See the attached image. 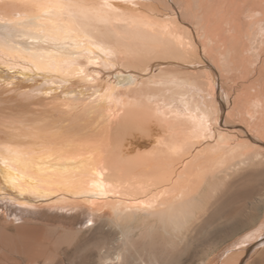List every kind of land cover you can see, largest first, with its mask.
I'll list each match as a JSON object with an SVG mask.
<instances>
[{"label":"bare ground","instance_id":"bare-ground-1","mask_svg":"<svg viewBox=\"0 0 264 264\" xmlns=\"http://www.w3.org/2000/svg\"><path fill=\"white\" fill-rule=\"evenodd\" d=\"M238 2L246 34L218 0H0V201L69 225L100 213L90 264L242 262L216 197L264 161L263 126L237 119L263 118V83L233 107L229 90L262 58L264 0Z\"/></svg>","mask_w":264,"mask_h":264},{"label":"rangeland","instance_id":"rangeland-1","mask_svg":"<svg viewBox=\"0 0 264 264\" xmlns=\"http://www.w3.org/2000/svg\"><path fill=\"white\" fill-rule=\"evenodd\" d=\"M238 1L239 0H218V2L220 3L216 5L213 4V11L215 13H225V20L227 21V24L229 22L228 28L233 25L234 27H236V29L238 28V30H242V34H246L248 19L245 18L246 12H238L237 10H235L238 6ZM261 57L262 58L258 62V66L256 65V68L253 67L249 69V72L251 71L252 73H235V87L233 88L232 86H229V88H231L229 90L232 92L230 98L231 107L236 105V102L237 104L239 103L238 105H240L245 101L244 95V98L242 96V98L239 97V99L237 98V96H239V94H245L246 90L247 92L250 91L249 93L253 94L256 92V88H259L258 85H261L262 83L264 89V51ZM261 96L263 105H259V108L262 110L263 108H261V106H264V90H262ZM243 112V118L238 117L237 119H242L243 121H245L246 123L241 121L245 126L252 123L248 125V127L250 126V128H252L253 126L254 128V126L261 124L264 128V109L261 113V115L263 114V118L261 116V120L258 118L251 119L250 117H248V114L245 113V109L243 110ZM246 117L249 118V123L244 119ZM256 119L260 121H257ZM240 120H237V122H240ZM262 140L264 141V138H262ZM258 149L264 153V147H258ZM257 165L260 167L259 170L257 168ZM251 166L252 164L248 165L247 167L245 166V169L243 167L242 170H245L244 172L241 170L237 172L234 176V183L229 185L227 187L228 189L226 188V191L224 190L225 192L223 191L222 194L219 193L216 197H227L224 199L225 210L223 211V218L226 219L225 213L229 215V217H227L228 222L227 220H225V222L227 223L228 234L225 236L224 241L222 242V246L224 251H231L233 248H238L240 242H244L247 246L245 248L246 254L243 255V257L241 258L243 261L239 264H264V161L255 163L253 167ZM235 177H237L238 179ZM236 183L238 185V188L235 187L237 186ZM228 190H231L232 192ZM226 192H228V194L230 193L229 196L232 195V197L226 196ZM236 192L237 195L235 196L234 194H236ZM244 193H246L247 195H245ZM230 198H232L233 200ZM213 206L211 209L212 211H215L218 208L217 199L214 200ZM14 208V205L4 204L2 201H0V264H81L82 262H84V260L87 262V264H90V262L92 263L94 261L93 258L97 259V257L95 255H92L91 253L94 251V247L93 244L90 243H94L95 238L99 234L97 230V223L101 218L100 213L96 212L93 214L96 219L95 223L89 222L87 225L79 223L77 224V226L71 224L69 225V220L66 218H62L61 220H44L38 214L35 217L29 216L27 215V213L25 215L24 213H17L18 211L16 210V208ZM71 209L72 208L69 207L63 212L69 214L72 212ZM233 212L237 213V218L233 219V217H230L231 213ZM16 214H21L22 219L15 220V218L17 217ZM86 214H88V212L85 213V216ZM223 218L221 219L218 217H214V219L211 221L212 223H210V227L216 228L221 221H224ZM231 218L233 221L231 220ZM233 223L234 225H232ZM199 229L200 227H198L196 235H201V233L203 232V230H201L202 227L200 229L202 231L201 233L199 232ZM252 232L256 233L255 238L253 237L254 234H251ZM257 235H259L258 238ZM91 246L92 248H89ZM90 249H92L93 251H91ZM179 249V254H183L185 250L183 245L180 246ZM222 253L223 251L220 254ZM90 255L92 258L90 257ZM216 259H219V256Z\"/></svg>","mask_w":264,"mask_h":264},{"label":"snow or ice","instance_id":"snow-or-ice-1","mask_svg":"<svg viewBox=\"0 0 264 264\" xmlns=\"http://www.w3.org/2000/svg\"><path fill=\"white\" fill-rule=\"evenodd\" d=\"M35 7H37V8H44V7H47L48 9H49V11H51V9L53 8V7H55L56 9H59V10H63L65 7H66V5H64L63 3H57V4H55V5H45V4H36L35 5ZM26 39V38H25ZM93 47H95V45H93ZM5 163V165L7 166V162L5 161L4 162Z\"/></svg>","mask_w":264,"mask_h":264}]
</instances>
